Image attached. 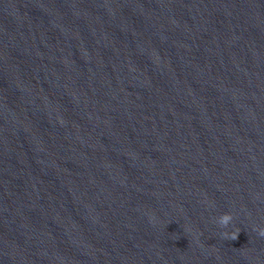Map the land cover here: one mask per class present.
Masks as SVG:
<instances>
[{"label":"water","instance_id":"water-1","mask_svg":"<svg viewBox=\"0 0 264 264\" xmlns=\"http://www.w3.org/2000/svg\"><path fill=\"white\" fill-rule=\"evenodd\" d=\"M260 229L264 0H0V264H264Z\"/></svg>","mask_w":264,"mask_h":264},{"label":"clouds","instance_id":"clouds-1","mask_svg":"<svg viewBox=\"0 0 264 264\" xmlns=\"http://www.w3.org/2000/svg\"><path fill=\"white\" fill-rule=\"evenodd\" d=\"M156 220L155 216L149 218V222L153 223ZM233 221V215L231 212H224L216 217L215 222L222 228L224 231L220 233L222 238L226 240H234L237 238L238 232L227 231L228 226ZM258 235L264 237V229L258 231Z\"/></svg>","mask_w":264,"mask_h":264}]
</instances>
